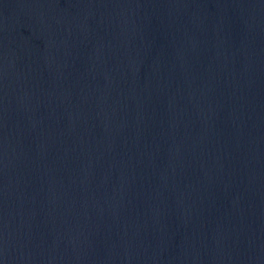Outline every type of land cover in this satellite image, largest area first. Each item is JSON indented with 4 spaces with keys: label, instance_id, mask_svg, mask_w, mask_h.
Returning <instances> with one entry per match:
<instances>
[{
    "label": "water",
    "instance_id": "95a60500",
    "mask_svg": "<svg viewBox=\"0 0 264 264\" xmlns=\"http://www.w3.org/2000/svg\"><path fill=\"white\" fill-rule=\"evenodd\" d=\"M0 264H264V0H0Z\"/></svg>",
    "mask_w": 264,
    "mask_h": 264
}]
</instances>
